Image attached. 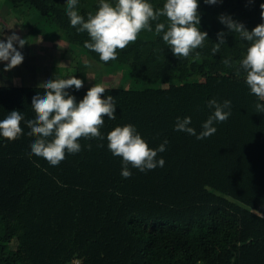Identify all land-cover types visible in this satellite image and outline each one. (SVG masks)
Here are the masks:
<instances>
[{
	"label": "trees",
	"instance_id": "16d2710c",
	"mask_svg": "<svg viewBox=\"0 0 264 264\" xmlns=\"http://www.w3.org/2000/svg\"><path fill=\"white\" fill-rule=\"evenodd\" d=\"M7 1L45 17L71 49L103 65H126L135 81L150 84L107 87L101 94L117 104L116 119L105 116V137L131 123L150 147L165 138L169 143L158 154L164 167L133 168L128 178L106 138H80L82 151L52 166L29 155L33 136L22 118L23 133L0 139V264H69L75 257L81 264H264V112L256 111L257 97L243 75H234L247 44L219 20L230 14L251 30L264 23V0H200V27L209 36L188 58L176 57L154 31H142L107 63L84 47L89 37L71 26L66 0ZM79 9L86 17L97 0H80ZM221 30L225 43L213 54ZM77 68L82 79L84 70ZM91 87L69 92L79 101ZM38 89L0 84V119L13 109L34 116ZM211 98L232 101L230 117L216 124L215 134L200 140L175 130L178 116H191L202 130Z\"/></svg>",
	"mask_w": 264,
	"mask_h": 264
},
{
	"label": "clouds",
	"instance_id": "9594fccd",
	"mask_svg": "<svg viewBox=\"0 0 264 264\" xmlns=\"http://www.w3.org/2000/svg\"><path fill=\"white\" fill-rule=\"evenodd\" d=\"M199 3L200 0H163L162 6H156L153 0H97L96 11L88 12L85 17L79 9L80 0H66L65 11L71 26L79 33H87L89 39L84 41V47L97 53L105 63L116 60L118 49H125L130 42L136 41L142 31H154L181 59L190 57L208 40V32L200 27ZM205 3L215 4L217 0H205ZM260 7L264 19V3ZM219 20L247 44L245 53L234 66V75H243L250 92L257 97L256 111L264 112V23L249 30L230 14H222ZM4 29L0 37H3ZM217 36L219 42L214 43L213 54L220 52L221 45L225 43L223 30ZM27 43L28 40L16 32L9 35L7 40L0 38V62H6L5 71L23 62L22 49ZM223 62L233 67L231 58H223ZM86 66L91 67L88 62ZM83 84L84 80L76 75L45 79L32 96L31 106L35 115L25 117L19 109L10 111L4 119H0V139H13L23 133V118L24 123L30 126L28 134L33 136L29 141V155L44 158L52 166H58L66 154L81 152L83 146L80 138H98L101 141L106 138L112 154L122 157L121 175L124 178L132 175L133 168L146 172L164 167L165 159L158 154L167 150V138L158 147H150L131 123L115 126L105 137L101 132L105 116L115 120L117 104L112 95H101L108 90L102 83L89 88L83 99L77 101L69 89L74 87L79 90ZM207 106L212 111L203 122L202 130L197 132L192 126L191 116H178L175 130L200 140L215 134L216 124L230 117L232 101L225 99L220 102L211 98ZM87 147L91 149L92 144L89 143Z\"/></svg>",
	"mask_w": 264,
	"mask_h": 264
},
{
	"label": "rangeland",
	"instance_id": "374dc122",
	"mask_svg": "<svg viewBox=\"0 0 264 264\" xmlns=\"http://www.w3.org/2000/svg\"><path fill=\"white\" fill-rule=\"evenodd\" d=\"M3 29L4 35L0 38L7 40L9 35L16 32L27 39L28 43L22 49L25 58L20 65L13 68L14 73L0 69V84L40 86L47 78L77 76L79 65L84 70V86L102 83L106 87L142 89L150 85L135 81L126 65H117L115 62L112 65H103L80 48L71 49L55 25L26 6L13 7L7 0H0V34ZM86 62L91 67L86 66ZM4 75H7V81L4 80ZM163 85H169L168 81Z\"/></svg>",
	"mask_w": 264,
	"mask_h": 264
},
{
	"label": "crops",
	"instance_id": "0c3cea01",
	"mask_svg": "<svg viewBox=\"0 0 264 264\" xmlns=\"http://www.w3.org/2000/svg\"><path fill=\"white\" fill-rule=\"evenodd\" d=\"M4 63H6V62H0V69H4ZM14 68H15V67H14ZM8 71H10V73H12V72L14 73V72H15L13 69L8 70ZM5 74H7V73H5ZM2 75H3V74H2ZM3 78H4L5 81L8 80L7 75H4Z\"/></svg>",
	"mask_w": 264,
	"mask_h": 264
},
{
	"label": "built area",
	"instance_id": "2783aa9c",
	"mask_svg": "<svg viewBox=\"0 0 264 264\" xmlns=\"http://www.w3.org/2000/svg\"><path fill=\"white\" fill-rule=\"evenodd\" d=\"M69 264H81V260L78 257H75L71 260Z\"/></svg>",
	"mask_w": 264,
	"mask_h": 264
}]
</instances>
